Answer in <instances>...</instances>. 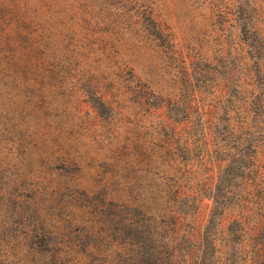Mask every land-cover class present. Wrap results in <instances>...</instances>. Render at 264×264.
Returning <instances> with one entry per match:
<instances>
[{"label": "rangeland", "instance_id": "374dc122", "mask_svg": "<svg viewBox=\"0 0 264 264\" xmlns=\"http://www.w3.org/2000/svg\"><path fill=\"white\" fill-rule=\"evenodd\" d=\"M258 129L264 0H0V264H260Z\"/></svg>", "mask_w": 264, "mask_h": 264}, {"label": "trees", "instance_id": "16d2710c", "mask_svg": "<svg viewBox=\"0 0 264 264\" xmlns=\"http://www.w3.org/2000/svg\"><path fill=\"white\" fill-rule=\"evenodd\" d=\"M255 116H256V113L253 116L254 119L256 118ZM252 121L253 120L251 119L250 122H252ZM250 125L254 126V123H250ZM256 133L258 134V138H260L261 136H264V131L263 130H261V133H260V130L258 129ZM248 139H249V137L246 136V135L243 137V141L246 144L249 145L251 141H247ZM244 162L245 163H248V162L253 163V156L251 154L250 155L248 154L246 156V160ZM242 180H243L242 182H243V185H244L245 178L243 177ZM220 181L221 182H225V184L227 183V181L224 180L223 174L220 177ZM262 184L264 186V178H262ZM263 189H264V187H263ZM211 195H212L211 198H212V202H213V208L216 207L217 205L224 204L227 201L225 199L228 198L227 195H225V192L223 191V188H218V187L215 190V193L213 191V193ZM182 197H186V196H182ZM182 197L180 199L184 200V198H182ZM186 199H187V197H186ZM253 203L255 204L256 209L258 210V216L256 217V221H259L261 219L260 237H264V221H263L264 220V196H263V198H259L258 200L254 201ZM210 219L211 218L209 216V220ZM182 256H184V255H182ZM232 260L233 259L230 258V262H232ZM253 260H255V259H253ZM258 261H259L260 264H264V257H263V261H261L260 259H258ZM219 263H221V261H219ZM213 264H216V262H213ZM235 264H237V263H235Z\"/></svg>", "mask_w": 264, "mask_h": 264}]
</instances>
